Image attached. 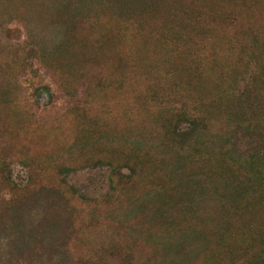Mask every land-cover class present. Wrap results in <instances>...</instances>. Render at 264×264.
<instances>
[{
  "label": "rangeland",
  "instance_id": "374dc122",
  "mask_svg": "<svg viewBox=\"0 0 264 264\" xmlns=\"http://www.w3.org/2000/svg\"><path fill=\"white\" fill-rule=\"evenodd\" d=\"M0 264H264V0H0Z\"/></svg>",
  "mask_w": 264,
  "mask_h": 264
},
{
  "label": "trees",
  "instance_id": "16d2710c",
  "mask_svg": "<svg viewBox=\"0 0 264 264\" xmlns=\"http://www.w3.org/2000/svg\"><path fill=\"white\" fill-rule=\"evenodd\" d=\"M176 110L179 111L177 116L173 119H168V134L171 142L179 146L180 150H183L191 147L193 144L192 139L197 133L199 134L202 129H206L207 126L203 123L204 120L201 119V117L193 115L184 107V104L181 108H177ZM136 159L137 156L131 157L129 159L131 163H127L124 166L129 169V173H125L123 171V163L112 162L108 164L112 169V174L115 177V182L117 184L124 186L126 184L129 185L134 181V177L136 176L138 169V164L135 162ZM100 164L102 165L103 163Z\"/></svg>",
  "mask_w": 264,
  "mask_h": 264
}]
</instances>
